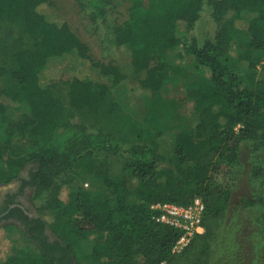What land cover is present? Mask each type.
Here are the masks:
<instances>
[{
  "label": "trees",
  "instance_id": "trees-1",
  "mask_svg": "<svg viewBox=\"0 0 264 264\" xmlns=\"http://www.w3.org/2000/svg\"><path fill=\"white\" fill-rule=\"evenodd\" d=\"M111 1L76 0L105 45L130 52L139 86L150 91L156 105L135 125L134 135L125 138L74 120V111L110 110L111 89L126 78L121 66L93 60L87 43L68 23L41 11L50 0H0V19L34 38L12 56L14 84L5 94L24 111L0 138V186L35 164L33 198L50 196L46 200L55 212L43 224L56 237L49 244L34 236L40 250L35 255L14 241L9 247L0 234V250L7 252L0 264H210L211 243L242 169L241 145L249 142L258 150L264 144V0H132L128 16L118 23L111 20ZM205 5L217 29L212 38L199 41L191 33ZM238 26L248 41L232 35ZM179 49L193 58L198 73L190 90L197 123L164 131L160 90L177 70L168 58ZM86 61L98 76H83L77 67L65 81L66 102L59 94L62 80L43 82L52 70L64 75L70 73V63ZM16 134L19 144L12 143ZM163 135L172 149L170 166L163 165L166 156L157 142ZM100 153L120 156L134 187L107 174L102 178L107 193L101 194L63 179L77 169L78 175L101 177L94 160ZM252 175L264 179V169L255 167ZM65 186L66 200L60 196ZM196 196L205 203L204 232L174 251L181 232L157 222L151 205H188ZM89 233L104 235L88 248Z\"/></svg>",
  "mask_w": 264,
  "mask_h": 264
},
{
  "label": "rangeland",
  "instance_id": "rangeland-1",
  "mask_svg": "<svg viewBox=\"0 0 264 264\" xmlns=\"http://www.w3.org/2000/svg\"><path fill=\"white\" fill-rule=\"evenodd\" d=\"M132 0H112L108 6L111 12V20L122 22L128 16V7ZM41 11L49 19L59 23H68L87 43L90 48L91 58L104 64H117L121 66L126 78L111 89L108 108L100 111L78 110L74 111V120L86 123L97 129L110 132L114 136L125 138L134 135L138 129L135 125L144 121L147 112L156 107L152 102L150 91L143 90L138 83V77L132 71L130 52L126 48L107 46L102 42V36L96 32L89 17L78 6L76 0H50V5L44 4ZM232 31V35L248 41L249 35L240 26ZM217 24L211 17L207 5L204 6L201 17L197 22L191 36L199 41L212 38L216 32ZM34 38L21 33L17 26L6 20L0 19V102L4 109L0 112V138H5L10 125H15L21 117L24 107L13 101L5 94V90L14 84L9 72L14 68L12 56L16 51L32 45ZM256 53V52H255ZM172 66L177 67L172 72V79L163 85L160 90L162 98L161 107H164V118L162 127L164 131L172 129H191L197 123V110L195 99L190 94L191 84L198 78L194 67L193 58L182 49L171 54L168 58ZM264 63V61H263ZM79 72L86 77L98 76L91 67V61L84 63H70L69 72L60 75L59 70H52L43 80L44 83L52 80H62L59 94L66 102L65 81L70 79L71 74ZM242 71L248 70L243 65ZM260 65L257 66V69ZM61 76V77H60ZM132 118L136 124L129 118ZM18 135L12 136V143L19 142ZM165 153L164 166H170L169 159L172 149L167 138L163 135L157 139ZM242 169L236 175L235 186L232 192L230 206L226 212L221 227L216 231L211 243L210 264H264V179L253 177V169L260 167L264 169V144L258 150L252 148L251 143L243 142L240 155ZM97 167L102 171L101 177L91 175H78V169L67 174L63 179H75V182L85 189H95L101 194H106L107 189L103 183V176L110 175L113 179L124 178L128 186L134 187L136 181L130 178L123 170V159L120 156L106 155L100 153L95 157ZM30 164H27L21 172ZM29 167V166H28ZM20 172V173H21ZM14 185V181L3 184L0 189H7ZM68 188L65 186L60 192L64 200L67 199ZM31 192L27 201L37 214L48 221L51 220L55 209L49 206L46 197L33 198ZM255 199L254 204H245L244 199ZM49 206V207H47ZM0 234L5 235L10 247L12 241L19 249L32 254H39L40 250L36 244L26 236L20 228L8 225L0 228ZM104 234L89 233L85 238V244L91 248L102 239ZM1 236V235H0ZM7 252L0 250V258L4 259ZM71 264H75L74 262Z\"/></svg>",
  "mask_w": 264,
  "mask_h": 264
},
{
  "label": "flooded vegetation",
  "instance_id": "flooded-vegetation-1",
  "mask_svg": "<svg viewBox=\"0 0 264 264\" xmlns=\"http://www.w3.org/2000/svg\"><path fill=\"white\" fill-rule=\"evenodd\" d=\"M28 166L14 180L13 186L0 189V228L13 225L23 230L35 244L39 242L34 236L44 237L52 244L56 241L55 235L43 224L42 215L37 214L27 201L31 192L35 190V164L30 163Z\"/></svg>",
  "mask_w": 264,
  "mask_h": 264
},
{
  "label": "built area",
  "instance_id": "built-area-1",
  "mask_svg": "<svg viewBox=\"0 0 264 264\" xmlns=\"http://www.w3.org/2000/svg\"><path fill=\"white\" fill-rule=\"evenodd\" d=\"M154 211L153 218L162 224L171 226L181 232L180 238L173 250L178 251L185 247L194 234L204 232L202 225L205 203L196 196L188 205L175 203H156L151 205Z\"/></svg>",
  "mask_w": 264,
  "mask_h": 264
}]
</instances>
